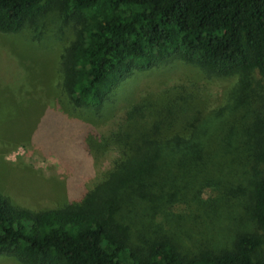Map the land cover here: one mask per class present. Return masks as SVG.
Segmentation results:
<instances>
[{
  "label": "trees",
  "instance_id": "trees-1",
  "mask_svg": "<svg viewBox=\"0 0 264 264\" xmlns=\"http://www.w3.org/2000/svg\"><path fill=\"white\" fill-rule=\"evenodd\" d=\"M49 5L74 22L57 63V87L74 109H100L135 72L174 60L208 76L234 78V84L225 103L213 108L184 88L143 96L113 131H90L83 148L94 157H114L75 202L31 209L0 190V258L19 264H264V132L256 119L264 115V87L249 80L264 76V0H0V34H18ZM238 109L255 122L244 123L250 115ZM247 168L248 191L227 189L228 175ZM203 189L215 197L203 199ZM226 190L232 193L224 196ZM182 202L193 225L198 216L212 220L233 208L235 215L238 207L257 231L235 232L219 251L184 255L169 235L179 223L170 210Z\"/></svg>",
  "mask_w": 264,
  "mask_h": 264
},
{
  "label": "rangeland",
  "instance_id": "rangeland-1",
  "mask_svg": "<svg viewBox=\"0 0 264 264\" xmlns=\"http://www.w3.org/2000/svg\"><path fill=\"white\" fill-rule=\"evenodd\" d=\"M46 8L18 34H0V190L20 206L52 208L63 201L79 200L114 157L112 152L94 157L83 148V138L90 131L99 136L113 131L134 99L155 98L166 89L184 88L213 108L225 103V94L234 84V78L208 76L174 60L135 72L100 109H74L57 87L58 56L70 38L74 22L62 18L53 6ZM249 80L264 87V76L255 74ZM238 110L243 117L250 115L244 123L255 122L246 109ZM256 119L264 132V115ZM228 176L232 179L228 177L227 189L248 191V168L243 175L232 171ZM228 193L232 192L226 190L224 196ZM200 194L203 199L215 197L212 189H203ZM236 198L228 197L229 203ZM233 210L214 214L212 220L204 221L198 216L199 221L193 225L189 219L192 211L183 202L177 203L169 213L179 221L172 227L174 232L169 233L171 240L187 255L200 248L222 250L235 232L257 231L252 222L240 216L238 207L235 215ZM181 234L191 238L185 240ZM0 264L19 263L0 258Z\"/></svg>",
  "mask_w": 264,
  "mask_h": 264
}]
</instances>
